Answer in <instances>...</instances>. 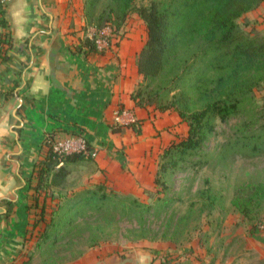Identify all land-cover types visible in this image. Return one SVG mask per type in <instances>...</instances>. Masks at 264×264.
Masks as SVG:
<instances>
[{
  "label": "crops",
  "instance_id": "crops-1",
  "mask_svg": "<svg viewBox=\"0 0 264 264\" xmlns=\"http://www.w3.org/2000/svg\"><path fill=\"white\" fill-rule=\"evenodd\" d=\"M258 17L264 21V2L244 18ZM0 23L10 42L0 59V264H25L36 215L42 202L53 201L40 171L50 131L66 130L74 135L62 139L83 138L97 153L66 163L65 182L76 172L86 188L104 184L139 195L154 188L161 143L165 148L186 128L174 112L131 101L141 80V48L133 42L118 38L109 51H76L91 29L83 0H0ZM119 107L139 121V135L125 127L111 132L109 118ZM171 126V135L161 133Z\"/></svg>",
  "mask_w": 264,
  "mask_h": 264
},
{
  "label": "trees",
  "instance_id": "trees-1",
  "mask_svg": "<svg viewBox=\"0 0 264 264\" xmlns=\"http://www.w3.org/2000/svg\"><path fill=\"white\" fill-rule=\"evenodd\" d=\"M104 1L83 0L85 28L101 30L108 26L119 30L131 13L137 14L146 28V39L135 61L141 80L130 95L131 101L136 107H151L158 113L172 111L187 127L185 138L172 140L158 157L154 186L160 189L159 193L167 190V179L178 170L219 164L230 154L251 157L264 151V124L254 130L258 121L253 123L251 119L239 124L232 138L219 145L216 152L205 149L216 132L217 122L225 123L239 115L244 104H251L253 90L264 83V38L244 34L238 26V20L260 7L264 0H159L139 7L135 6L136 0H107L106 6L98 11ZM7 36L0 34L1 60H6L10 47ZM83 48L87 52L96 50L88 39H83L76 51L82 52ZM128 128L135 135L140 134L139 128L133 125ZM110 130L118 133L121 127L110 126ZM72 135L55 129L43 140L47 153L40 170L41 179L47 182L50 191L66 181L69 175L66 163L89 158L82 153L58 156L48 146V139L54 142ZM86 145L90 150L87 142ZM105 187L99 184L93 190L73 194L65 201L67 209L62 217L90 201L98 202L96 207L100 209L120 202L123 209L133 213H147L156 205L167 209L173 202L164 196L155 200L157 204L146 205L131 196L104 193ZM202 196L210 200V208L214 202L210 192L203 191ZM48 197L54 198L50 194ZM263 203L264 182L259 188H249L244 197H237L233 206L252 221ZM44 211L42 202L41 218ZM57 225L59 222L50 220L46 226ZM48 236L46 228L42 237Z\"/></svg>",
  "mask_w": 264,
  "mask_h": 264
},
{
  "label": "rangeland",
  "instance_id": "rangeland-1",
  "mask_svg": "<svg viewBox=\"0 0 264 264\" xmlns=\"http://www.w3.org/2000/svg\"><path fill=\"white\" fill-rule=\"evenodd\" d=\"M150 1L159 0H136L135 6H147ZM106 4L107 0L98 11ZM238 26L244 34L264 38L262 17L242 18ZM111 30L115 40L133 42L134 50L142 48L146 39L145 25L135 13L128 15L119 30ZM248 119L258 121L254 130L264 124V83L253 90L251 104H244L239 115L225 123L217 122L206 151L216 152ZM173 128L161 133L171 135ZM186 129L176 131L178 140L185 138ZM163 146L161 143V153ZM77 174L74 172L58 191L49 190L54 198L45 207L43 219L36 215L25 264H264V203L252 221L233 206L237 197H244L249 188H259L264 182V151L251 157L230 154L219 164L178 170L169 176L167 190L161 193L155 186L139 195L105 187L104 193L131 196L146 205L157 204L155 200L164 196L173 199L167 209L156 205L147 213L128 212L120 202L100 209L98 202L90 201L62 217L68 198L97 186L84 187ZM206 190L214 199L210 208V200L202 196ZM50 220L59 225L47 227ZM46 228L49 236L44 238Z\"/></svg>",
  "mask_w": 264,
  "mask_h": 264
},
{
  "label": "built area",
  "instance_id": "built-area-1",
  "mask_svg": "<svg viewBox=\"0 0 264 264\" xmlns=\"http://www.w3.org/2000/svg\"><path fill=\"white\" fill-rule=\"evenodd\" d=\"M86 38L92 41L95 49L100 52L112 50L117 42V39L115 40V37L108 26H105L101 30L90 29ZM129 113L130 112L123 107L116 108L109 118L110 125L121 128H128L129 125H133L136 129L140 128L139 121ZM45 138L47 139V137ZM49 141L50 140L48 139V146L50 145L53 153H56L58 156L61 154L82 153L89 158L96 157V152L90 151L87 148L86 141L83 138L77 140L68 138L57 139L54 142Z\"/></svg>",
  "mask_w": 264,
  "mask_h": 264
}]
</instances>
